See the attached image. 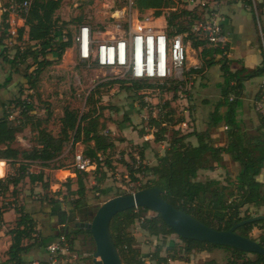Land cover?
<instances>
[{
    "label": "rangeland",
    "instance_id": "obj_1",
    "mask_svg": "<svg viewBox=\"0 0 264 264\" xmlns=\"http://www.w3.org/2000/svg\"><path fill=\"white\" fill-rule=\"evenodd\" d=\"M7 1L0 0V3L6 4ZM208 1L215 3L220 11L222 10V6L230 1L231 3L242 2L243 4H247L248 8L254 13L255 18H257L255 7L257 8L258 15L264 14V8L261 6L263 1L261 0H256V5L247 3L249 1L252 2L251 0ZM187 7H191L188 0H164L160 7H157V4L154 3V6L144 10L137 6L136 0H62L60 7L53 12L45 11L44 9L35 11V14L37 13L35 21L40 19L41 23L48 24L56 30L62 28L63 33L60 39L67 40L68 35L71 34L73 43L71 47L66 49L61 59H49L51 64L42 69L35 87L31 86L27 75L33 74L37 65L34 63L32 57L22 58V53L35 43L28 40L26 33L21 38L19 36L18 30L21 27L28 29L27 19L15 18V22L9 26V29H16L17 37L12 39L7 38L6 46H0V49H2L0 61L8 65V71L0 73V83L5 81L9 72L15 74L9 83L11 86L7 89H0V117L5 110L18 125L25 123V127L18 133L17 140L13 143V146L26 150L34 148L37 146L39 133L42 129L48 130L54 136H58L62 128L61 118L64 116L65 109L71 108L77 110L80 114L89 112L92 116L99 117V129H101L102 133L114 139L115 147L105 155H102L104 159L111 158L110 160L113 162V168L108 169V178L105 182L102 184L98 183L99 174L94 172L96 169L95 163H93V167L85 170L90 172V176L86 180L87 191L82 203L79 205L80 207L70 202L71 199H76L77 197L76 194L72 193L77 189V182L76 180L68 181V172L55 174V170L43 169L38 166L40 164L38 161L35 163L29 161L27 163L35 165L29 166L30 169L28 171H34L35 173L42 171L45 174V179H48L49 185L44 188L41 182L31 183L29 178L25 177L17 188L13 190L11 187L8 193L2 195L3 200L0 198L2 208H15L18 211L23 209L31 215L36 214L35 216L40 218L39 222L51 223L57 230L63 228V223H61L62 216H60L61 210L66 212L65 216L67 220L72 212H76L78 214L67 223L69 229H73L74 222L82 220L81 218L84 217L81 213L83 208L87 207V210L90 212L89 216H93L98 207L106 200L118 195L134 193L153 184L154 176L150 172L144 171V166L147 164L142 162L140 153L142 151L145 152L148 147H151V156L153 158L160 151L165 150L166 152L174 130L184 133L181 129L177 128L180 123L176 125H172V123L185 119L184 109L188 108V104L182 101L174 103L173 98L175 94L177 97L180 95L174 93V90L155 87L134 91L127 88V86H130V82H115L127 78L115 70L98 66L96 62H83L77 52L75 37L80 26L84 24L90 25L94 35L99 39L119 37L125 31H129L130 28L143 30L160 29L169 33L167 18L174 11L180 12ZM157 9L162 10V16L156 17L155 11ZM259 22L261 23V21ZM262 23L264 24L263 16ZM261 30H263L262 34H258L257 36L260 45L262 44V40H264V25ZM3 31V13L0 11V36L3 34ZM258 33H260V30H258ZM189 43L191 44L190 41ZM206 45L209 46L208 43ZM191 47L189 54L200 60L199 64L195 67H202L203 46L198 49L192 47L197 52L191 51ZM19 52L22 53L19 54ZM4 56L7 59L16 57V64L12 66ZM237 67L239 66L235 68ZM220 71L221 69L215 66L211 69L210 74L209 72H196V77H194V74L187 76L189 72L187 69V80L185 84H179L178 88L182 91L181 94L185 96L193 93L190 87L194 90H202V96L200 97L202 101L207 99L209 102L215 101L217 94H220L217 86ZM263 80L264 76H258L248 81L244 90V97L241 101V108L244 104H249L259 82L261 81L260 87ZM149 82L161 84L155 81ZM176 83L168 82L167 87L173 86ZM21 101L31 103L33 110H30L28 114L22 113ZM2 102L5 103L3 106ZM171 109H173L175 114L168 115V117H173V119L171 124L167 126L169 131L164 135L167 139L157 142L155 141L156 135L154 133L159 128L153 127L151 121L155 117L157 119H160V117L165 119V115L169 114ZM207 112L210 115L212 113L211 109ZM204 116L207 120L208 113H205ZM190 123L189 121L184 134L189 133V129L193 127ZM121 125L123 126L121 127ZM207 125H205L206 128L208 127ZM220 128L219 136L213 138L216 145H220L223 142L225 134L228 132L227 125L223 124ZM141 131H144L143 135ZM147 135L150 137L149 140L145 138ZM73 137L74 132H70V139L65 143L63 152L50 162L49 166L51 168L62 167L61 169L70 171L77 169L75 158L78 153L83 154L85 145L81 142L74 143ZM8 163H10L8 175L18 177L21 174L19 170L21 160L18 162L8 161ZM222 163L226 166V177L235 179L242 169V165L231 158L223 160ZM131 169H139L140 172L132 173ZM258 177H264V164ZM68 183L71 184V188H69ZM96 186L108 189V193H101V191L95 188ZM58 199L61 202L60 204L52 202ZM145 214L146 216H152L155 215V212L149 210ZM246 215H264V206L255 207L252 204H245L241 207L240 216ZM14 223L9 222L6 228H4L8 234L11 227L15 226ZM131 230L136 236L137 246L141 248L142 253L147 255V258L150 257L151 253L158 246H163L162 255L167 253V247L172 242L178 245V251L184 247V242L177 234L166 237L163 235H151L141 229L139 221L132 226ZM261 235H264V223L256 225L250 233L251 238L257 241H259ZM25 243H30V241H25ZM90 248H95V243L92 239L83 234L77 235L73 244L72 255L67 257L68 263L80 264V261L85 258L79 256L84 255L85 252H89ZM181 251L184 256V251ZM90 255L92 257L93 253L91 252ZM230 256L231 252L224 248H214L206 251L194 250L189 255V261L184 259L183 261L190 262L191 264H208L209 261L215 260L218 264H225L230 259ZM247 257L255 259L256 255L249 253ZM84 263L91 264V259ZM152 263L155 264V262Z\"/></svg>",
    "mask_w": 264,
    "mask_h": 264
},
{
    "label": "trees",
    "instance_id": "obj_2",
    "mask_svg": "<svg viewBox=\"0 0 264 264\" xmlns=\"http://www.w3.org/2000/svg\"><path fill=\"white\" fill-rule=\"evenodd\" d=\"M61 1L33 0L29 12L24 15V18L28 21V29L21 27L18 30L20 38L26 33L28 40L35 43L23 53L19 52V54L22 53L23 59L32 57L37 65L35 72L27 75L32 87L36 86L37 78L42 69L51 64L49 59H61L66 49L73 45L71 34L68 35L67 40L60 39L63 33L62 28L56 30L48 24L41 23L40 19L35 21L37 18L35 11L44 9L45 11L53 12L60 7ZM163 1L136 0V4L140 9L144 10L154 6V3L157 4V7H160ZM247 3L251 4L250 1ZM162 14L161 9L155 11L156 17H160ZM7 17L8 14L4 13V31L0 36V46L2 47L6 46V40L9 37ZM195 17V12L187 8L182 9L180 12L174 11L167 18L168 35L185 34V41H190L193 48L198 49L203 46L202 67L193 68V72L200 73L206 68L220 64L223 80L217 83V86L220 90L221 98L210 115L206 130L186 134L174 130L169 140V148L164 155L158 157V164L155 166L146 165L144 166V171L150 172L154 176L153 184L149 186L160 187L165 200L187 211L213 228L226 230L235 223L254 217L250 215L240 216L241 207L245 204H252L255 207L264 206V183L257 180V176L261 173L264 164V132L259 138L250 142L249 135L240 132L241 127L237 120L238 109L241 107V101L244 97L245 82L254 77L264 76V60L261 65L254 69H249L244 64H240L239 67L233 69L231 61L226 57L216 58L219 53H222L221 49L207 46V41L201 39L192 30ZM16 57L7 59L4 56L12 66L16 64ZM11 80L12 76L9 75L3 83H0V89L7 87ZM186 80L170 87H167L168 82L158 84L151 83L148 80L121 79L115 82H130V86H127V88L134 91L164 87L177 93L179 90L178 85L185 84ZM172 83L175 82L172 81ZM20 106L23 108L22 113L24 114H28L30 110H33V105L26 101H21ZM223 106L226 107L224 112L221 111ZM170 114H175L173 109H171L169 114L165 115V119L163 117L152 119V126L159 128L154 133L156 135L155 141L160 142L167 139L164 135L169 131L167 126L171 124L173 119V117H168ZM180 121L172 123V125H176ZM223 124L228 126L229 141L225 145H216L212 132L214 128ZM61 125L62 128L58 136H54L48 130L42 129L39 133L37 146L30 150L21 149L14 147L13 143L16 141L17 134L25 127V123L18 125L14 119L10 118L9 113L4 110L0 118V159H6L9 162L21 160V163H19L21 174L18 177L8 175L6 179L0 180V195L5 194L10 185L17 186L25 177H28L31 183L41 182L44 188L47 187L49 184L45 180V174L43 172H29L30 164L27 162L39 161L45 166L49 165L63 152L65 143L70 139V132H74V143L81 142L85 145L83 156L89 159L91 164H96L94 172L99 174L98 183L102 184L105 182L108 178L106 168L112 169L113 165L111 158L104 159L102 155H105L115 147V141L99 129V117L92 116L89 112L80 114L75 109L67 108L61 118ZM262 127H264L263 121ZM141 134L143 135L144 131H141ZM193 134L198 139L197 145H193L187 140ZM224 154H229L232 160L242 165V169L235 179L227 177L226 183L214 179L197 180L200 169L212 168V162L220 164L223 161ZM140 157L141 159L145 157L144 151L140 153ZM3 169V163H0V175H3ZM75 172L77 174V189L72 193L76 194L77 197L76 199H71L70 202L75 206H79L87 191L86 180L90 176V172L78 168L75 169ZM137 172H140V170H132V173ZM68 186L71 188L70 183H68ZM95 188L103 194L108 193V189L98 186ZM52 202L61 203L59 199ZM148 211L149 209L144 207L132 208L117 214L112 220V237L124 264H153L152 262H155V264H169L171 259L189 261V255L192 251H206L214 248H224L231 252L230 259L225 264H264V255L262 254L253 253L256 258L252 259L247 257L249 252L241 251L235 247L214 245L209 242L184 239L180 236L179 238L184 242L183 249L178 251V245L172 242L167 247L165 255L161 254L163 246H158L147 258V255L142 253L141 248L137 246L136 236L131 230L137 221L140 222L141 229L151 235H163L166 237L175 234V231L165 223L160 214L155 212V215L146 216L145 213ZM18 213L16 225L9 230L12 238V243L7 252L9 258L0 264H29L24 259V253L28 252L36 244L47 246L49 242L63 235L69 240L72 250L76 236L79 234L90 237L94 242L92 234L88 230H79L75 226L73 229H69L66 224L65 213L62 214L61 219V223L64 224L63 228L46 238L37 237V221L30 213L25 212L23 209H20ZM262 223H264V220L247 223L239 226L237 231L244 236L251 237L250 233L253 228ZM25 241L32 242L25 243ZM259 242L264 246V235H261ZM181 250L184 251L185 257L182 255ZM89 252L91 253L92 250ZM40 263L46 264L45 261ZM208 264L218 263L215 260H211Z\"/></svg>",
    "mask_w": 264,
    "mask_h": 264
},
{
    "label": "built area",
    "instance_id": "obj_3",
    "mask_svg": "<svg viewBox=\"0 0 264 264\" xmlns=\"http://www.w3.org/2000/svg\"><path fill=\"white\" fill-rule=\"evenodd\" d=\"M251 1L256 5V0ZM32 3L33 0H8L6 4L0 3V11L8 14L6 22L10 26L16 17L24 18ZM188 3L191 7L187 9L196 14L192 30L206 40L209 46L222 50L217 56L230 59V48L223 31L224 17L218 6L208 0H188ZM255 10L257 13L256 7ZM8 36V39L17 37L16 29H8ZM75 39L78 55L83 62H96L98 66L115 70L127 79L159 83H180L186 80L190 43L185 41V34L169 36L160 29L130 28L119 37L99 39L94 35L91 26L84 24L80 26ZM258 91L254 108L264 122V80ZM182 126L188 127V122L180 123L178 129H182ZM75 164L78 169L87 170L91 162L78 153ZM47 250L49 258L46 264H67V257L72 255L71 244L64 235L51 241Z\"/></svg>",
    "mask_w": 264,
    "mask_h": 264
},
{
    "label": "crops",
    "instance_id": "obj_4",
    "mask_svg": "<svg viewBox=\"0 0 264 264\" xmlns=\"http://www.w3.org/2000/svg\"><path fill=\"white\" fill-rule=\"evenodd\" d=\"M261 1H263L262 7L264 8V0H261ZM221 11H222L223 17H224L223 31H224V34H225L227 40H228V46L230 48L229 49L230 50V59L229 60L231 61L232 68H235L236 66H239L240 64H244L245 67H247L249 69H254L257 66L261 65V63L264 60V40H262V44L260 45V43L258 42L257 36H258V34H262V31H263V30H261V28L263 29V25H264L262 23V16L264 17V14H262L260 16V14L258 15V11H257V13L255 12L256 16L258 18V21H257V18H255L254 13L252 12V10H250L248 8L247 4H243L242 2L231 3L230 1H228L225 5L222 6ZM259 21H261V23ZM258 30H260V33H258ZM262 39H263V37H262ZM190 47H191V44L188 46L187 69L189 70V72L187 73V75L194 74V77H196L195 76L196 72H193L192 69L197 68L195 66L197 64H199L200 60H199V58H196V57L191 56L189 54ZM1 50L2 49H0V54H1ZM192 50L197 52L195 49H193L191 47V51ZM218 57L219 56H217V58ZM215 66L219 67V69H220V64H216L210 68H207V70H205L203 72L204 73L209 72V74H210L211 69ZM0 70H1L0 73L7 72L8 71V65L5 62L2 63L0 61ZM219 74L221 75V71ZM9 75H11L13 77L15 76V74L14 73L11 74V72L8 73V76ZM220 75L217 79V83L222 81V76L220 77ZM8 76H6V78ZM250 80H247L245 82V88H246V84ZM260 82H259V84H260ZM259 84H258L256 91L253 93L249 104H244V106L242 108L240 107L238 109V112H240V113H237V120H238L239 125L241 127L240 132L247 133L249 135L250 142L259 138V136L264 132V127H262L261 118H260L259 114L255 111V108H254V101H255V98L257 96V91L259 90ZM9 86H11V84L8 85V87H4L3 89L9 88ZM190 90L193 93L189 94V96H185L184 94H181L182 91L178 90L177 93L180 95H179V97L174 96L173 101H174V103L176 101H178V102L182 101V102H186L188 104L187 105L188 108L184 109V115L186 117L184 120L180 121L179 123H182L184 121H186V122L190 121L191 122L190 124H192L193 127L190 128L188 132H190V133H194V131L201 132V131H204L207 129L205 125L208 124V122L210 120L209 119L210 114L207 111H209V109H211V111H214V109L216 108L217 102L221 98V95L217 94V96H216L217 99L215 101L209 102L208 99L205 101H202L200 98L202 96V90L201 91L199 89L194 90V89H192V87H190ZM244 94H245V91H244ZM173 101H172V103H173ZM4 104L5 103L2 102V106ZM225 110H226V107L223 106L221 108V111L224 112ZM205 113H208L207 120L205 119V116H204ZM203 126H205V127H203ZM221 126L213 129V132H212L213 138H217V136H219V131L221 130V128H220ZM181 130L185 133L186 127L183 126V128ZM145 138H147V140H149L150 137H149V135H147V136H145ZM16 140H17V137H16ZM187 140L193 145H197V143H198V139H197L196 135H194V134L191 135ZM228 141H229V138H228V132H227L225 134V139L223 140V142L220 145H225L228 143ZM151 151H152L151 147H148L144 152L146 159L144 157L141 160H142V162L146 163L147 165L155 166L158 164V157L164 155L165 150L160 151L155 156V158H153L151 156V154H152ZM230 158H231V156L229 154L223 155V160H229ZM147 159H148V161H147ZM32 162L35 163L37 161H32ZM0 163H3V168H4L3 169V175H0V177L6 175L4 178V179H6L8 177L9 164L10 163H8V160L2 159V158L0 159ZM39 163L40 164L38 166H40L43 169L55 170V174H58L61 172H63V173L68 172V174H69L67 176L68 181L76 180V182H77V174L75 171L65 170V169H61V168L58 169V168H54V167L51 168L49 165L45 166L41 162H39ZM34 165L35 164H30V166H34ZM90 167H93V164H91ZM29 169H30V167H29ZM225 169H226V166L222 162L220 164H218L217 162H213L212 168H203V169L199 170L197 180L206 181L209 179L210 180L214 179V180H220L223 183H226V178L228 176L226 177ZM106 170L108 172L107 168H106ZM32 172H34V171H32ZM40 172H42V171H40ZM45 180H48V179L46 178ZM257 180L264 183V177H258L257 176ZM19 183H18V185H19ZM17 186L10 185L9 189L7 190L6 193H8L9 190H11L10 189L11 187L14 190L15 188H17ZM2 195H4V194H1L0 198H2V200H3ZM1 202L2 201H0V263H3L6 260H8V258H9L7 252H8V249L10 248L11 243H12L11 235L8 234L6 232V229H4V228H6V225L9 222L10 223L15 222L14 225H16V220L19 216V213L17 210H15V208H10V209L9 208H2ZM78 207H80V206H78ZM87 209L88 208L86 207V208H83V211H81L82 216H84L81 218L82 220H91V218L93 217V216H89L90 212ZM61 211L63 213L65 212L64 210H61ZM76 214H78V213H76ZM35 215L36 214H33L32 216L37 221V229H38L37 237L42 236V237L46 238V237L52 236L56 233L55 231H57V229L55 226L51 225V223L39 222L38 220H40V218L35 216ZM69 216L74 217L72 215V213ZM67 223H68V221L66 222V224ZM63 226H64V224H63ZM13 227H11V229ZM31 242L32 241H30V243ZM91 250L93 253L95 248L91 249ZM90 254H91L90 252H85L84 255H80L79 257L85 258L84 260L83 259L81 261L79 260L80 264H85L84 262H87L90 259H91V264H94L93 259H92L93 255L91 257ZM89 257H91V258H89ZM48 258H49V252L47 250V246H44L41 244H36L28 252L24 253V259L29 264H35L37 262H43V261L46 262L48 260ZM70 263L73 264V262H70ZM67 264H69V263H67ZM74 264H79V263H74ZM169 264H191V263L185 262V261L179 260V259H175V260L171 259V260H169Z\"/></svg>",
    "mask_w": 264,
    "mask_h": 264
},
{
    "label": "water",
    "instance_id": "obj_5",
    "mask_svg": "<svg viewBox=\"0 0 264 264\" xmlns=\"http://www.w3.org/2000/svg\"><path fill=\"white\" fill-rule=\"evenodd\" d=\"M162 192L160 187L150 186L134 193L112 197L98 207L91 220L74 222L77 229L88 230L92 234L95 242L92 258L94 264H124L112 237L111 223L117 214L139 207L160 214L175 234L184 239L230 246L241 251L264 255V246L259 241L237 231L241 225L264 220V215L250 217L226 230H218L165 200ZM72 215L75 216L76 212H72Z\"/></svg>",
    "mask_w": 264,
    "mask_h": 264
},
{
    "label": "flooded vegetation",
    "instance_id": "obj_6",
    "mask_svg": "<svg viewBox=\"0 0 264 264\" xmlns=\"http://www.w3.org/2000/svg\"><path fill=\"white\" fill-rule=\"evenodd\" d=\"M65 213V212H64ZM62 211H60V216H62V214H64ZM66 214V213H65ZM73 219L72 216H69L68 220L67 221H71Z\"/></svg>",
    "mask_w": 264,
    "mask_h": 264
}]
</instances>
